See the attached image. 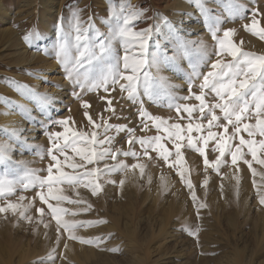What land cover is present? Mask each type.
<instances>
[{
  "label": "rangeland",
  "instance_id": "rangeland-1",
  "mask_svg": "<svg viewBox=\"0 0 264 264\" xmlns=\"http://www.w3.org/2000/svg\"><path fill=\"white\" fill-rule=\"evenodd\" d=\"M44 1L0 0V4L2 3L1 5L4 7L3 10L0 8V98L13 101L17 105H23V101L17 100L16 96L19 95L24 100L29 99L22 96L17 91L16 85L9 81L27 85L39 94H44L43 88L50 87H54L63 93V99L58 102L59 106L52 107L50 104L49 111L43 114L39 110L42 103L40 97H31L33 105L41 113L38 117L30 114L24 105L23 114H21L22 110L18 108V113L27 120L38 121V128L42 131H40L42 137H39L36 142L24 143L25 140L20 137L17 141L10 135V130L4 131L5 137H9L17 144L16 146L23 147L28 151L29 158L26 161L10 158V162L0 164V177L13 181L17 189L15 195L0 199V206L5 205L9 200L24 205L31 202L33 207L29 214L33 217V221L29 223L21 220L17 223V219L11 211L0 213V264H40L41 259L45 258L53 247H56L55 222L52 221L51 225L45 228L44 223H47L50 217L46 216L44 222L41 223L39 222V214L36 212V208L41 206L47 209V205H42L39 198L36 197L39 188L23 190V183H27L35 177H46L49 165L55 163L49 155V149L54 151V148L47 133L62 132L64 128L52 124L53 120L68 119L67 127L70 133L78 130L91 132L93 128L88 124L84 115L85 109L82 107V103L87 102L90 105L88 112L97 124H102L100 119L102 116L112 125L121 124L135 128L136 137L166 135L162 130L157 132L153 121L147 118H145V122L148 127L143 128L137 106L126 99L127 93H121L118 85L116 91H105L103 87L88 91L87 84L82 90L65 78V70L55 58L53 45L56 42V26L60 23L61 18L63 17L67 21L71 18L73 11L79 10L84 27L88 26L91 17L95 26L100 31L106 32L107 27L101 21L107 17L108 0H46L49 4L51 3L50 6ZM174 1L131 0V3H144L152 9V12L149 13L150 16H156L159 13L173 22L171 14L175 10L172 8ZM180 1L187 6L196 8L195 0ZM119 2L120 0H114L117 5ZM233 2L241 4L249 10L244 13L245 18H239V15L234 19L229 17V13L224 7L228 0H206V6L213 10V15L221 17L222 29L232 28L236 30L233 39L237 43L243 40L244 50L258 54L264 53V40L243 28V25L250 24L249 17L252 10L259 9L260 13H264V0H233ZM49 7L52 10L48 20L51 26L47 31L43 18ZM182 13L185 16V13ZM196 13L199 14L196 18L198 31H201L198 34L203 36L197 37V34H193L192 37L185 36L184 38L190 41L204 42L205 47L200 52L194 53L193 62L201 65L200 71L206 72L208 69L203 64L207 63L208 57L215 51V42L203 25V17L200 16L198 9ZM183 16L180 17L182 27L186 25ZM258 19L260 24L264 25V16H259ZM155 22H160L159 18L157 20L149 19L146 23H141L139 27H147L148 24ZM32 27H38L42 32L44 39L36 42V45L46 48L50 53L49 55L35 50L34 47H29L24 42L23 36ZM220 35H222V31ZM74 36L75 32H70L69 42L73 45V53L75 52ZM250 37L258 42L257 47L251 44ZM34 51L36 52L35 59L25 62V53L31 52L30 54H32ZM212 59L215 57L212 56ZM45 66L50 67V69L41 78V71ZM190 72L191 69L187 67V62L184 61L174 71L162 73L168 77L169 82L174 87L167 93L161 90L155 96L154 102L145 98V108L151 116L161 117L169 124L186 125L188 123L186 114H178L175 109L185 104L189 106L199 105V102L194 98L183 99V97L190 95L188 91ZM18 74L20 78H17ZM181 75L185 77L183 86L171 79ZM5 78H9V80L6 81ZM196 83L198 84L199 81ZM192 91L199 93V88L193 87ZM76 95L79 96V99L76 98ZM109 100L112 101L111 108L115 109V116L107 110L109 109ZM4 107L11 108L14 106L5 103L4 99H0V110ZM59 107L61 109H56ZM217 114L220 115L218 110ZM182 115L183 118H181ZM44 116H46L47 121L42 119ZM49 116L51 120H49ZM194 116L198 117L199 113L194 114ZM195 122L198 121L194 119L193 123ZM246 122L254 124L255 119ZM203 123L206 124V121ZM0 130H2L1 126ZM95 130L100 138H103L104 128L100 127ZM213 130L216 131L217 129ZM206 133L207 128L202 133H192V135L198 138L199 135H206ZM107 135L115 137L112 147L124 151L131 147L140 154L137 158L118 155L117 160L124 161L129 166L135 163L145 164L144 174L141 175L138 168L128 171L127 175H133V183L130 182V184L126 182L127 175L123 173L117 172L106 176L100 181L103 190L96 196L91 195L89 189L83 187L77 189L80 196L93 207L87 213H80L75 219H103L107 221L104 224L78 229V234L85 237L110 238L103 240L104 243H100L99 246L95 244L84 245L77 241L68 240L65 234L61 238L59 246L56 247V259L51 264H130L128 257L132 255L142 257L146 253L148 260L144 264H225L228 258L230 259L227 261L237 258L236 260H239L240 264H264V205L259 203V195L264 193V165L252 161V168L250 169L244 160H238L236 165H232L231 157L226 153L224 159L227 163L223 164L217 173L210 167L205 169L203 157L194 150L182 148L185 157L184 165L187 168L186 175L192 181L197 195V200L194 202L191 199L190 190L176 175V166L168 167L163 160L157 157L155 152L150 151L151 159L143 156L139 144L129 145L127 143L128 137L125 132L118 133L112 129ZM241 135H244L245 139L249 138L246 133L242 132ZM1 137L3 138V136ZM255 139L260 140L262 138L256 136ZM62 142L61 140L60 143ZM238 142L236 139L232 143L238 144ZM162 143H165L174 153L171 141L162 140ZM183 143L186 145L187 141L185 140ZM212 147H214V142L210 141L209 147L206 149L210 161L218 155V153L211 151ZM242 151L245 153L244 159L252 160L251 155L247 153L246 146L243 147ZM55 154L63 161V156L59 153ZM68 154L73 155L70 151ZM257 157L264 159V151L258 148ZM75 159L79 160V157L76 156ZM173 161L174 157L170 158V162ZM107 162L116 163L110 158ZM88 167L92 166L89 165ZM99 167H103V162ZM64 170L72 172L70 168ZM253 170H255V175H253ZM53 174H55V168H53ZM161 176L165 177L167 187H161ZM205 177L208 179V184L202 186ZM237 178L239 183H237ZM121 179L125 180L122 187L119 184ZM108 180H114L116 183H107ZM230 181L231 183H229ZM60 187L64 189L66 195L76 198V192H73L70 186L63 184ZM19 196H24L25 200L20 201ZM52 202L55 203V201ZM201 203L205 204L206 207L198 208ZM63 206L72 210L77 208L76 205L66 202ZM66 218L71 219L72 217ZM185 228L191 229L196 234L189 235L188 231L182 230ZM120 229L124 232L125 238ZM131 234L134 235L131 236ZM117 235L123 236L121 239L125 241L128 240L127 238L132 239L134 244L129 248H127V244L125 247L115 245L119 251H108L115 248L110 243L113 240L112 237ZM65 243L68 245L66 249L64 248ZM88 251L93 254L85 262L81 257Z\"/></svg>",
  "mask_w": 264,
  "mask_h": 264
},
{
  "label": "snow or ice",
  "instance_id": "snow-or-ice-1",
  "mask_svg": "<svg viewBox=\"0 0 264 264\" xmlns=\"http://www.w3.org/2000/svg\"><path fill=\"white\" fill-rule=\"evenodd\" d=\"M196 8L200 16L203 17V25L210 33L211 39L215 42V51L208 57L207 63L203 64L208 70L202 72L199 70L200 64L193 62V55L200 52L205 47L203 41H190L185 39L186 33L182 27L175 25L167 17L150 16L151 7L144 3L132 4L131 0H120L117 5L114 0H108L107 17L101 23L107 27L106 32L100 31L95 26L93 18H89L88 26L84 27L81 20L80 11H73L71 18L65 21L62 17L60 23L56 26V42L53 45L55 49V58L64 68L66 79L71 81L74 86H79L82 90L88 85L87 90L104 88L105 91H116L119 86L121 93H127L126 99L137 106L140 123L143 128L148 124L145 118L153 121L157 132L161 130L165 136L155 135L152 137H136L135 128L126 125H112L102 116V124H97L96 120L89 114L90 105L87 102L82 103L85 109L84 115L88 124L93 130L69 132L67 127L69 120H53L52 124L63 126L62 132H48L49 139L52 141L53 149H49V155L54 165H49L46 177H35L27 183H23V190L29 188H39L36 197L42 205H47V209L41 206L36 208L39 214V222L43 223L44 218L50 217L44 227L48 228L54 221L56 233L55 245L59 246L60 240L65 236L68 240L77 241L84 245H97L110 237H85L78 234V229L93 225L107 223L106 220H79L75 219L80 213H87L92 209V205L80 196L77 189L80 187L89 189L91 195H98L103 189L101 180L113 173H123L131 169H139L141 175L144 174L145 164L135 163L129 166L124 161H118L117 156L139 157V153L131 147L124 151L112 147L115 137L108 136L109 130L116 132H125L129 145L139 144L143 156L150 157L149 153L155 152L157 157L172 168L177 167L176 175L186 185L191 192V199L195 202L197 195L194 185L188 179L187 168L184 165L185 157L182 148L194 150L203 157L205 169L212 168L217 173L220 167L227 163L224 159L226 153L231 157V164L236 165L238 160H244L248 167L252 168V161L264 165V159H258V148L264 151V53H256L244 50V41L239 43L233 39L236 30L232 28L222 29V19L219 15H213V10L206 6V0H195ZM231 19L245 18L244 13L249 11L243 5L228 0L224 6ZM235 9V11H233ZM259 16H264L259 9L251 11L250 24L243 25V28L259 39L264 40V25L260 24ZM148 24L147 27H139L141 23H146L149 19L157 20ZM74 31L75 52L73 45L69 42L70 32ZM222 31V35H220ZM94 37V38H93ZM44 39L42 32L38 27H32L26 31L23 36L24 42L29 47L49 55L48 50L42 46H37L36 42ZM98 49V50H97ZM206 54V53H205ZM212 56L215 59H212ZM203 60V57H201ZM187 62V67L191 69L188 75L189 96L183 97L188 100L194 98L199 105L176 107L175 111L179 114H186L188 123L169 124L161 117L151 116L145 108V98L154 102L155 96L164 90L169 92L172 85L168 77L162 75L166 71H174L180 66L181 62ZM98 70V71H97ZM6 81L9 78H5ZM196 81H199L197 84ZM16 85L17 91L27 98L39 96L42 103L39 110L41 113L49 111L52 97L48 94L36 93L27 85L18 84L15 81H9ZM193 87L199 88V93H193ZM75 95V94H74ZM79 99V96L76 95ZM5 103L13 104L20 108L23 114V105H17L13 101L5 98ZM109 109L115 116V109L111 108L112 101H108ZM171 107V105H169ZM217 110L220 115L217 114ZM199 113L196 117L194 114ZM183 118V115L182 117ZM255 119V123L246 121ZM198 122L193 123V120ZM49 120L51 117L49 116ZM206 121V124L203 123ZM38 123V121H32ZM51 127V125H49ZM104 128V136L100 138L95 129ZM207 128L206 135L194 137L192 133H202ZM231 128V131H230ZM213 129H217L214 131ZM222 130V131H219ZM246 133L249 137L245 139L241 133ZM22 135L19 129L13 130L10 134L12 138L19 141V135ZM187 133V134H185ZM260 136L262 139L256 140ZM238 139V144H233ZM63 141L60 143V141ZM162 140L171 141L174 153ZM187 141L185 145L183 141ZM214 142L212 152L218 153L214 160L210 161L206 154L209 142ZM26 143V141H24ZM247 148V153L251 155L252 160L244 159L245 153L243 147ZM11 150L10 145L0 144V164L10 162L8 155ZM73 155H69L68 152ZM55 153L64 157L61 161ZM78 156L79 160L75 157ZM174 161L170 162V158ZM111 159L116 163H108ZM103 162V167L99 165ZM91 165L92 167H88ZM55 168V174H53ZM70 168L72 172H66L64 169ZM255 175V170H253ZM161 187H167L164 176L160 177ZM107 183L115 184L116 181L108 180ZM124 179L119 181L122 187ZM237 183L239 179L237 178ZM66 184L76 192V198L65 194L60 185ZM208 184L205 177L202 186ZM46 189V191H45ZM17 189L14 182L0 177V199L11 197L16 194ZM238 195V193H237ZM20 201L25 200L24 196H19ZM52 201H55L53 203ZM76 205V210L64 207V203ZM259 203L264 205V193L259 195ZM33 204L27 205L12 202L9 200L5 205L0 206V213H8L16 217L17 223L21 220L31 223L33 217L29 214ZM206 207L201 203L198 208ZM66 217H72L71 219ZM188 231L189 235H195L191 229H182ZM47 235V233H45ZM56 247H53L47 256L41 259L40 264H51L56 259ZM68 247L67 243L64 248ZM109 251H119L118 248L109 249Z\"/></svg>",
  "mask_w": 264,
  "mask_h": 264
},
{
  "label": "bare ground",
  "instance_id": "bare-ground-1",
  "mask_svg": "<svg viewBox=\"0 0 264 264\" xmlns=\"http://www.w3.org/2000/svg\"><path fill=\"white\" fill-rule=\"evenodd\" d=\"M46 1V0H45ZM44 1V3H45ZM48 1V0H47ZM46 1V2H47ZM50 1V0H49ZM48 3V2H47ZM2 4V3H1ZM0 4V8L3 10V6ZM49 4V3H48ZM51 4V3H50ZM49 4V6H50ZM213 4V3H211ZM24 5V4H23ZM53 7V6H52ZM173 9H175L173 11V13L171 14V19L172 21L179 27H182L181 25V22H180V17L183 16L184 14L182 12L185 13V16H183V18L186 20V25L183 28L184 32L186 33V37H192L193 34H197V37H201L203 35L201 34H198V24H197V21H196V18L197 16L199 15L197 12V9L195 7H190V6H187L185 3H183L182 1L180 0H175L174 1V4L172 6ZM0 9V10H1ZM47 13L46 15L44 16L43 18V21H44V25L46 27V30L48 31L49 28H50V24L48 22L49 18H50V15L52 13V10H51V7L47 8ZM201 32V31H200ZM249 37V36H248ZM247 37V38H248ZM249 41L251 42V44L253 46H256L258 45V42H256L254 39H252L251 37L249 38ZM22 49V48H21ZM24 50V49H23ZM27 52V51H26ZM264 52V51H263ZM31 53V52H30ZM30 53H25V58H24V61L25 62H30L31 60L33 61V58L35 56V51L32 52V54ZM18 54V53H17ZM14 56V55H13ZM35 59V58H34ZM19 60V59H18ZM21 61V60H20ZM18 62V61H17ZM34 64V63H33ZM52 66V65H51ZM48 69H50V67L48 66H45L43 68V70L41 71V75L43 78ZM174 74V73H173ZM177 75V74H176ZM17 78H20V75L18 74L17 75ZM173 81H177V84H185V77L183 75L181 76H176L175 78L172 77L171 78ZM36 81V80H35ZM38 81V80H37ZM37 85V84H36ZM181 86V87H182ZM44 94H48V96L52 97V101H51V105L52 107H58L59 104L58 102L60 100L63 99V93L60 92L59 90H57L56 88L54 87H50V88H47V89H44ZM15 95V94H14ZM13 95V96H14ZM15 97V96H14ZM17 97V100L19 101H23L22 104L24 105V107L29 111L30 114H33L35 116H40L41 113L39 112V110L33 105L32 103V99H23L21 96H16ZM56 109H61L60 107L59 108H56ZM44 121H47V118L46 116H44V118H42ZM42 123V122H41ZM0 126L2 127V130H0V144H8L10 145L11 147V150L9 151V156L12 160H28L29 158V154H28V151H26L23 147H19V146H16L17 144L14 143L9 137H5V130H10L11 133L13 132V130L15 129H19L20 132H22V135H19V133H17V135H19L20 138L24 139L27 143H32V142H36L37 140H39V137H42V135L40 134V131L39 128H38V123H33L32 121H29L27 120L23 115H20L18 113V108L17 107H11V108H2L0 110ZM42 132V131H41ZM3 136V138L1 137ZM5 138V139H4ZM26 148V147H25ZM29 149V148H28ZM30 150V149H29ZM230 172V171H229ZM228 172V173H229ZM233 172V171H232ZM132 173V172H131ZM231 174V173H230ZM133 175L130 174V175H127V180L126 182L128 184L133 183ZM229 180V179H228ZM226 180V181H228ZM232 180V179H231ZM231 183V181L229 182ZM230 187V185H229ZM155 197V196H154ZM129 223V222H128ZM116 224V223H115ZM129 226V225H128ZM119 230V229H118ZM121 230V229H120ZM127 230V229H125ZM122 231V230H121ZM120 231V232H121ZM128 231V230H127ZM162 231V230H161ZM123 232V231H122ZM130 232V231H129ZM128 233V232H127ZM124 234V232H123ZM130 234V233H128ZM134 235V234H131V236ZM104 236V235H103ZM130 236V237H131ZM123 237V236H122ZM122 237H119L118 235L117 236H114L112 237L113 240H111L112 242L110 244H112V246L114 247L115 245H121L122 247H125L127 246V248L131 247L133 244H134V241L132 239H129L127 238L128 240L127 243H125L126 241L121 239ZM127 237V236H126ZM124 238H125V234H124ZM132 238V237H131ZM106 242V241H105ZM102 243V242H101ZM104 243V242H103ZM109 244V243H108ZM127 244V245H126ZM106 245V243H105ZM110 246V245H109ZM108 246V247H109ZM111 247V246H110ZM109 247V248H110ZM106 248V247H105ZM116 248V246H115ZM121 248V247H120ZM108 249V248H107ZM148 249V248H147ZM109 251V250H108ZM123 251V250H122ZM144 251V250H143ZM148 252V250H147ZM124 253V252H123ZM149 253V252H148ZM152 253V251H151ZM92 252L91 251H88V252H85L84 255L81 257V259H83V261L87 260L90 256H92ZM145 255V254H144ZM122 257V256H121ZM127 259H129L130 261V264H144L145 262H147L148 260V255L146 253L145 256H142V257H138V256H135V255H132L130 257H128ZM230 259V258H228ZM227 259V260H228ZM237 259V258H236ZM236 259H231L229 261H225V264H240V261L236 260ZM120 260V259H119ZM122 261V259H121ZM87 262V261H85ZM1 263V262H0Z\"/></svg>",
  "mask_w": 264,
  "mask_h": 264
}]
</instances>
